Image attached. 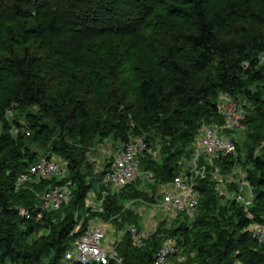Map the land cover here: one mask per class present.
Instances as JSON below:
<instances>
[{
	"label": "trees",
	"instance_id": "trees-1",
	"mask_svg": "<svg viewBox=\"0 0 264 264\" xmlns=\"http://www.w3.org/2000/svg\"><path fill=\"white\" fill-rule=\"evenodd\" d=\"M175 1L183 9L172 8L168 13L185 16L189 29L164 32L149 24L156 6L149 0H0L10 22L6 26L0 21V264H65L68 249L87 231L90 222H82L79 211L98 179L103 182L104 170L87 182L82 153L69 146L67 135L76 130L85 139L90 132L98 144L115 137L121 145L141 137L150 148L148 130L158 129L168 143L163 164L154 165V170L159 183L166 185L180 175L181 159L191 158L202 124H225L219 113L223 94L244 103L247 112L242 125L249 135L245 147L253 207L248 216L242 203H231L228 212L233 222L207 234L209 260L211 264H236L237 260L264 264V246L250 233L251 226L264 225V154H256L264 143V0ZM25 19L31 21L29 27L20 24ZM127 75L140 108L126 104L125 88H131ZM51 76L65 87L59 94L51 92ZM14 104L38 109L40 116H33L30 137L54 136L59 131L61 139L52 152L67 162L68 178L75 184L70 203L59 211L45 212L41 219L37 194L57 181L30 184L23 199H17L19 177L41 160L35 155L26 160L29 137L15 140L9 135L11 127L20 125L5 118V113L14 111ZM235 143L236 157L215 159L220 169L238 166L240 148ZM144 158L142 167L150 156ZM133 186L122 190L126 201L142 196ZM196 188L200 206L193 223L207 228L219 203L218 186L202 179ZM102 205L105 221L122 209L111 196ZM20 208L29 218L19 213ZM121 212L125 222L137 223L133 211ZM41 229L48 235L41 238L38 251L26 250L21 240ZM183 232L189 233V228L171 232L161 226L141 249L126 235L117 249L126 264H154L166 236L175 238ZM178 245L185 248L183 243Z\"/></svg>",
	"mask_w": 264,
	"mask_h": 264
},
{
	"label": "rangeland",
	"instance_id": "rangeland-1",
	"mask_svg": "<svg viewBox=\"0 0 264 264\" xmlns=\"http://www.w3.org/2000/svg\"><path fill=\"white\" fill-rule=\"evenodd\" d=\"M152 2L153 6H155V12L149 17V24L153 23L158 25V29H162L164 32L168 29H182L186 30L189 29V22L185 18V16H178L176 15L175 11L174 14L168 13L169 9L180 7L181 3H176L175 0H149ZM213 4H216V0H210ZM221 1V0H220ZM223 0L221 1V3ZM51 8V7H50ZM183 9V7H180ZM46 12V11H44ZM172 12V11H170ZM3 16V18L1 17ZM5 16V17H4ZM7 13L6 10L0 8V21L3 25H9L10 22L7 21ZM26 23L27 27H29L28 24H31V21L29 19H25L23 21H20V24ZM6 29V28H5ZM4 29V30H5ZM3 32V31H2ZM2 34V33H1ZM1 56H3L1 54ZM262 62L264 65V56L262 57ZM53 71V70H52ZM55 72H52L51 75H53ZM50 77V76H48ZM53 80L51 83L53 84L51 86V92L52 94H59L65 87L61 83H58L57 80H54L55 78L51 76ZM127 84L130 86L132 82L131 75L126 76ZM196 79L202 80V77L196 76ZM133 86V84H132ZM132 86L131 88H125V93L128 92V95L126 96V104L130 105L135 103L137 105V108L139 107V99L137 97V94L135 93ZM264 86V85H262ZM264 90V89H263ZM79 93H82V90L78 91ZM2 93L0 89V94ZM134 104V105H135ZM241 105H244V103H241ZM140 108V107H139ZM39 115L38 109L36 107L34 108H24L22 106H18L14 104V111L11 114L5 113V118L8 122L11 124L14 123V121H17L20 125L16 126L14 125L12 130H10L9 135L13 139H17L18 137L23 138L29 137V140H27V148L28 152H26V160L27 158L32 155L36 156V160H44L47 158H51L55 161H57L61 165H65L67 163L64 159L60 158L59 156L55 155L52 152V147L54 146L55 142H60L61 136L58 130H55L54 126L52 128L54 131V136L51 134L46 135H39L36 138H32L29 135V132H31V124H33V116ZM40 116V115H39ZM135 124V123H133ZM217 122L213 123H203L200 127L199 133L204 129L211 126H217ZM221 127V126H219ZM2 130V125L0 124V132ZM147 136L150 138V154L146 155L145 158L150 156V159H146L147 162H144L143 169L141 172V176L138 178L137 182L134 184L133 188H136L140 193H142V196H140L137 200L132 201H126V192L122 190H115L113 188H106L105 185L100 183V179H98L97 186L91 191L89 194L87 201L85 203V206L80 209V215H81V221L84 222V220H89L90 225H102L110 230V233L112 231L114 232H121L129 228L130 226H137L134 223V219L132 221L125 222V219L121 217L120 212L122 214H130L129 208L133 206V208H137L139 211L146 210L148 212L153 211V206L158 205L162 201L163 194L166 191L165 185H161L157 179L156 172L154 170V165H156V168L161 166L163 164V161L166 157L164 155L165 145L167 140H165L162 135L160 134L158 129H155L154 127H150L148 130ZM226 135L231 136L238 144L240 148L239 152V164L236 168L232 170H223L220 169L219 166L214 162L211 165L207 164L205 159H202L201 162L197 164V166L193 165L192 159L188 160H182L178 164L177 168H180L181 173L187 175L192 174V176L197 178V181L202 179H207L209 182H213L215 186H218L217 190V200H219V203L216 205L215 210V218L210 215L208 218L209 220V227L202 228V226L196 227L194 226L195 220L192 219H185L184 216H177L174 217L172 215H169L164 210H161L159 207H157V213H159V226L162 228L164 227L165 230L168 231H175L181 226H186L189 228V233L183 232V235L175 236L174 241L178 244L183 243L185 246L182 247L183 250V257L185 260L178 264H203L205 261V264H211V260H209V255L211 254V239L207 238V234H212L215 232V227L217 230L220 228H227L233 221V215L231 212H228L231 203L235 202L239 206V202L236 199V193L239 187V181L242 178L247 177V170L249 168V163L247 160L248 151L246 150L245 144L247 142V139L249 137L248 130L246 125H242L240 129H235L232 132H225ZM146 134L144 137H146ZM91 133H87L85 139H82L79 136L78 131L74 130L70 135H67L66 142L69 144V146H73V148L82 153V170L87 176V182H90V180L96 179L97 175L103 171L106 166L112 161L114 155L119 151L121 148V144L115 137H111L107 140H105L103 143L98 144L97 141H94V139L91 137ZM82 141V142H81ZM264 154V143L263 145L256 151V154L261 153ZM6 153V151H4ZM29 153V154H28ZM2 154V153H1ZM3 156V154H2ZM192 157V156H191ZM144 158V159H145ZM149 160V161H148ZM150 162L149 164H147ZM147 164V165H146ZM192 164V166H191ZM206 165L205 170H203V166ZM157 171V170H156ZM69 173L67 174V176ZM33 183H39L35 179L31 180V182L26 184H19L16 187L15 195L19 196L17 197L18 200H22L24 195L26 194V191L28 190V186ZM42 192V191H41ZM39 192L38 195L41 193ZM124 196H123V195ZM114 197L116 200H118V203L122 209L117 213V216H114L110 218V220L105 221L101 214L103 212V202L107 200L108 197ZM21 198V199H20ZM219 205V206H218ZM243 206L244 212L248 216H252L251 214V208L253 205L248 204H241ZM159 208V209H158ZM88 209L91 211L88 212ZM24 209L20 208L19 213H21ZM124 211V212H123ZM124 215V216H125ZM145 218V217H144ZM123 219V220H122ZM158 227V228H160ZM108 233V231H107ZM48 232L44 229L39 230L36 232L33 236L29 238H23L21 240V243L23 244V247L30 251V252H37L41 238L44 236H47ZM116 233L114 236L109 237L110 245L114 241L112 240L115 238ZM215 235H213L214 238ZM168 237V236H166ZM208 239V240H207ZM178 241V242H177ZM198 249H202L206 252V254L198 253ZM198 250V251H197ZM75 253V249L72 245V248L68 249V253L66 255L64 263L67 264V257L69 255H72ZM45 264H47V261H44ZM236 264H242L239 260L236 261Z\"/></svg>",
	"mask_w": 264,
	"mask_h": 264
},
{
	"label": "built area",
	"instance_id": "built-area-1",
	"mask_svg": "<svg viewBox=\"0 0 264 264\" xmlns=\"http://www.w3.org/2000/svg\"><path fill=\"white\" fill-rule=\"evenodd\" d=\"M12 112L9 110L7 114ZM219 113L225 124L221 127L204 128L197 137L191 157L195 166L202 159L211 165L220 156L236 157L238 154L235 140L226 135L225 132H232L241 128L247 115L246 109L239 102L233 100L231 96L223 94L219 101ZM150 151L149 145L141 137L133 138L121 145L108 167L104 169L103 184L105 187L123 190L135 184L141 176V161L147 154H150ZM205 168L206 165L203 166V170ZM68 173L67 163L61 165L53 159H44L31 164L27 171L19 177L17 185L29 183L33 179L37 182L57 181V185L38 195L40 203L38 219H41L45 212L59 211L73 199L75 184L68 178ZM60 182L63 184H58ZM196 184L197 178H194L192 174L178 175L165 185L167 189L163 194L161 203L153 206V208L157 211V207H159L174 217L184 216L192 220L196 219L200 206V195ZM236 199L242 204L252 203L253 189L247 181V177L239 181ZM20 214L29 218L26 210ZM158 227H160L159 220L155 222L152 230H141L136 226H130L123 231L122 235H128L132 245L141 249L158 231ZM79 231L80 227L75 232L78 233ZM250 233L253 239L264 246V225L255 224L251 226ZM119 244L120 239L110 245L106 227L96 224L89 225L85 234L74 242L75 253L67 257V264H108L110 261H114L116 264H126L118 252ZM182 255L183 250L174 241V238L166 237L154 255V264L181 263L185 260Z\"/></svg>",
	"mask_w": 264,
	"mask_h": 264
},
{
	"label": "crops",
	"instance_id": "crops-1",
	"mask_svg": "<svg viewBox=\"0 0 264 264\" xmlns=\"http://www.w3.org/2000/svg\"><path fill=\"white\" fill-rule=\"evenodd\" d=\"M129 210L130 211H133L135 213V215L137 216V223H136V225H139L140 227H138V228L141 229V230H152L155 222L159 218V213H157V211H155L154 208H153V211L148 212L146 210V208L144 209V211H139L137 208H133V206H131L129 208ZM107 231H108L107 234H109V237H110V235L111 236H114L115 233H116L115 238H113L112 240L113 241H116V240H119L120 239V243L122 242V240L126 236V235H124V236L122 235L123 231H121V232H117V231L114 232V231H112V233H110V230L109 229H107Z\"/></svg>",
	"mask_w": 264,
	"mask_h": 264
}]
</instances>
